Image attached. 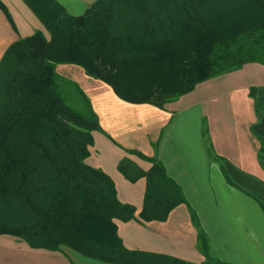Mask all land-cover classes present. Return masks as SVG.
Instances as JSON below:
<instances>
[{"label": "trees", "instance_id": "16d2710c", "mask_svg": "<svg viewBox=\"0 0 264 264\" xmlns=\"http://www.w3.org/2000/svg\"><path fill=\"white\" fill-rule=\"evenodd\" d=\"M22 1L48 37L36 31L19 39L0 60V235L108 264H195L124 247L115 221L134 219L135 208L120 203L112 179L85 162L92 133L110 137L85 93L55 68L80 67L120 100L162 109L206 80L264 66V0H96L80 16L55 0ZM0 10L12 24L1 1ZM249 96L255 99L254 88ZM202 139L218 161L205 119ZM157 143L152 157L114 143L151 164L147 171L126 157L117 164L128 182L146 181L139 219L164 221L186 205L201 264H226L210 256L196 213L156 156Z\"/></svg>", "mask_w": 264, "mask_h": 264}, {"label": "crops", "instance_id": "0c3cea01", "mask_svg": "<svg viewBox=\"0 0 264 264\" xmlns=\"http://www.w3.org/2000/svg\"><path fill=\"white\" fill-rule=\"evenodd\" d=\"M0 1L12 21L0 10L1 60L12 43L42 29L31 19L22 0ZM55 1L68 14L80 16L96 0ZM55 71L85 93L102 131L112 140L93 132L85 162L112 179L120 203L135 208L134 219L115 221L126 249L195 264L204 261L196 249V230L186 205H178L164 221H142L138 215L146 181L142 178L130 183L117 171L124 157L143 171L149 170L150 163L123 149L152 157L151 144L158 142L156 156L196 213L209 241L210 256L226 264H264V160L258 158L260 136L253 129L264 120V66L246 64L238 71L206 80L162 109L120 100L108 85L86 76L80 67L57 65ZM252 88L255 99L249 96ZM204 119L218 161L209 159L205 152ZM0 264L108 263L65 247L59 252L30 249L20 239L0 235Z\"/></svg>", "mask_w": 264, "mask_h": 264}, {"label": "water", "instance_id": "95a60500", "mask_svg": "<svg viewBox=\"0 0 264 264\" xmlns=\"http://www.w3.org/2000/svg\"><path fill=\"white\" fill-rule=\"evenodd\" d=\"M253 129L255 130L257 135H259L260 137H264V120L255 125Z\"/></svg>", "mask_w": 264, "mask_h": 264}, {"label": "rangeland", "instance_id": "374dc122", "mask_svg": "<svg viewBox=\"0 0 264 264\" xmlns=\"http://www.w3.org/2000/svg\"><path fill=\"white\" fill-rule=\"evenodd\" d=\"M22 3V2H21ZM25 7V6H24ZM26 11H28V13H30V17H32L31 19H33L34 23H36V25H38V27H40L42 29V32L44 34L45 37H48V33L47 31L43 28V26L40 24V22L36 19V17L33 16V14L26 8Z\"/></svg>", "mask_w": 264, "mask_h": 264}]
</instances>
